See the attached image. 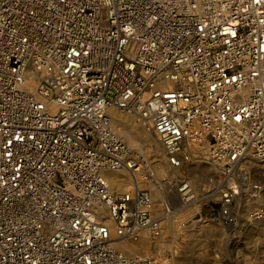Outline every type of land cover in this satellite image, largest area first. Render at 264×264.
I'll use <instances>...</instances> for the list:
<instances>
[{"label": "built area", "instance_id": "obj_1", "mask_svg": "<svg viewBox=\"0 0 264 264\" xmlns=\"http://www.w3.org/2000/svg\"><path fill=\"white\" fill-rule=\"evenodd\" d=\"M110 110L173 168L199 143L227 175L264 168V0H0V264H151L112 248L162 228L148 190L104 175L140 170ZM237 196L222 194L227 224Z\"/></svg>", "mask_w": 264, "mask_h": 264}, {"label": "rangeland", "instance_id": "obj_2", "mask_svg": "<svg viewBox=\"0 0 264 264\" xmlns=\"http://www.w3.org/2000/svg\"><path fill=\"white\" fill-rule=\"evenodd\" d=\"M117 114L140 138H147L146 130L135 116L120 111ZM148 133L162 148L154 132ZM190 147L186 151L197 166L192 162L181 169L168 166L167 172L176 194L180 181L190 182L194 199L181 200L179 194L173 195L159 181L145 180V186L140 188L152 195L161 233L153 238L144 232L137 243L126 241L132 252L124 256L146 259L151 264H264V180L248 172L246 165L227 175L211 159L207 144ZM171 173L179 178L173 179ZM148 176V172L144 173L150 179ZM233 183L238 186V196L231 209L236 221L227 224L220 217L221 197ZM150 185L155 189L147 188ZM254 185L262 186V191L253 190ZM143 238L150 243L149 252L142 249Z\"/></svg>", "mask_w": 264, "mask_h": 264}, {"label": "bare ground", "instance_id": "obj_3", "mask_svg": "<svg viewBox=\"0 0 264 264\" xmlns=\"http://www.w3.org/2000/svg\"><path fill=\"white\" fill-rule=\"evenodd\" d=\"M35 87H36V82L34 81V78L31 77L28 82V89L33 90ZM161 87L165 89L173 88L171 85H168L167 83L163 84V86ZM108 116L110 119V125H111L112 130L130 148L133 156L138 157V162L140 164V170L138 172H129L126 170H120V171H115V172H105L104 175L107 178L110 185L112 186V188L115 191L123 192V191L133 188L134 186L138 188L144 187L145 180L148 179L149 182H153V180L155 179L159 181L161 184L166 185L168 190L173 195L177 196L178 194H176V191L170 182L171 178H168V172H167L168 166L169 167L171 166L168 163L167 154L163 146H162L163 148L162 149L160 145L158 144V142L156 141V139H154V137H152L148 133V131L151 130V128L145 125L144 122H141L143 128L146 130L147 138L146 139L140 138L134 132L132 128H130L124 122H122L119 115L117 114V110L108 111ZM188 146L190 149H192L189 144ZM192 161L193 160L190 157V162ZM190 162L184 163L182 167L185 164H189ZM192 163H194L193 165L197 166L196 161ZM248 163L249 164L246 165L247 171L254 172L256 175L262 177V179L264 180V168L260 166L258 163L253 162V161H249ZM173 169H178V168H173ZM147 172L149 174L148 177H150V179L147 177H144V173H147ZM151 173L153 176L150 175ZM171 174H172L171 177H173V179L179 178L178 176H176L175 173H171ZM153 187L154 185H150L147 188L152 190ZM250 191L252 192V190ZM107 224H109L111 233L114 236L115 233H114L113 224H111L110 222ZM125 242L126 241H123V240H115L112 248L116 250L117 252L121 253L122 255H125L124 253H128V252L131 253L132 249L128 247L127 243ZM127 257H131V256H127Z\"/></svg>", "mask_w": 264, "mask_h": 264}, {"label": "crops", "instance_id": "obj_4", "mask_svg": "<svg viewBox=\"0 0 264 264\" xmlns=\"http://www.w3.org/2000/svg\"><path fill=\"white\" fill-rule=\"evenodd\" d=\"M150 247V243L148 242V240L146 238H143V241H142V249L145 251V252H149L148 251V248Z\"/></svg>", "mask_w": 264, "mask_h": 264}]
</instances>
